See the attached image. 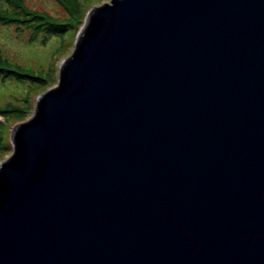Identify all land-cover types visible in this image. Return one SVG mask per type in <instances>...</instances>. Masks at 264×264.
Returning a JSON list of instances; mask_svg holds the SVG:
<instances>
[{
  "label": "water",
  "instance_id": "obj_1",
  "mask_svg": "<svg viewBox=\"0 0 264 264\" xmlns=\"http://www.w3.org/2000/svg\"><path fill=\"white\" fill-rule=\"evenodd\" d=\"M0 163V264H264V0H110Z\"/></svg>",
  "mask_w": 264,
  "mask_h": 264
},
{
  "label": "rangeland",
  "instance_id": "obj_2",
  "mask_svg": "<svg viewBox=\"0 0 264 264\" xmlns=\"http://www.w3.org/2000/svg\"><path fill=\"white\" fill-rule=\"evenodd\" d=\"M109 1L79 0L83 20L77 26L62 21L68 14L56 0H19L25 15L0 1V163L13 152L14 125L31 119L38 95L56 85L58 66L72 53L92 9Z\"/></svg>",
  "mask_w": 264,
  "mask_h": 264
},
{
  "label": "trees",
  "instance_id": "obj_3",
  "mask_svg": "<svg viewBox=\"0 0 264 264\" xmlns=\"http://www.w3.org/2000/svg\"><path fill=\"white\" fill-rule=\"evenodd\" d=\"M3 2V0H0ZM8 3H13L16 6L17 9V13H19L20 15H25L26 10H24V7L22 6V4L19 2V0H13L14 2H11L12 0H7ZM60 5H62L67 11L70 10V15L73 17V19L75 20L74 26H77L79 24H81V21L83 20L81 17V12L83 10V5L81 2H78L79 0H56ZM23 10V11H22ZM0 15L3 17V14L0 13ZM45 27L48 24V21H46L45 23ZM4 63L0 62V67L3 66ZM41 79V78H39Z\"/></svg>",
  "mask_w": 264,
  "mask_h": 264
},
{
  "label": "clouds",
  "instance_id": "obj_4",
  "mask_svg": "<svg viewBox=\"0 0 264 264\" xmlns=\"http://www.w3.org/2000/svg\"><path fill=\"white\" fill-rule=\"evenodd\" d=\"M100 6V5H99ZM64 8V7H63ZM65 9V8H64ZM66 10V9H65ZM68 16V15H67ZM62 21H63V19H62ZM64 22V21H63Z\"/></svg>",
  "mask_w": 264,
  "mask_h": 264
}]
</instances>
